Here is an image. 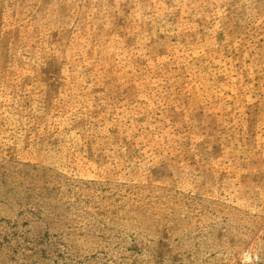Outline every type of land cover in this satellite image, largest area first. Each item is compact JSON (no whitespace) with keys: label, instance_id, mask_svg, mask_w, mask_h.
Instances as JSON below:
<instances>
[{"label":"rangeland","instance_id":"rangeland-1","mask_svg":"<svg viewBox=\"0 0 264 264\" xmlns=\"http://www.w3.org/2000/svg\"><path fill=\"white\" fill-rule=\"evenodd\" d=\"M0 264H264V0H0Z\"/></svg>","mask_w":264,"mask_h":264}]
</instances>
